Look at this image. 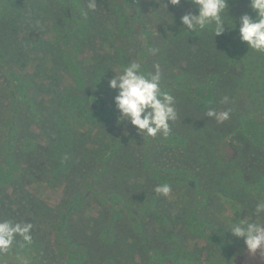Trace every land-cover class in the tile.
Returning <instances> with one entry per match:
<instances>
[{
    "label": "rangeland",
    "instance_id": "obj_1",
    "mask_svg": "<svg viewBox=\"0 0 264 264\" xmlns=\"http://www.w3.org/2000/svg\"><path fill=\"white\" fill-rule=\"evenodd\" d=\"M1 1L13 10L6 14L0 3V51L6 55L0 62L3 68L0 71V91L5 89L0 93V122L4 123L9 113L10 88H16L21 82L27 88L23 91L28 95L30 105L17 94L23 101L21 119L25 134L22 137L26 138V142H19L18 147L22 146V150L18 152L27 159L34 173H23L21 178H15L10 188L0 195L5 198L0 203V222H3V212L5 214L8 208L17 219L33 216L27 195L35 199L39 196L45 211L42 212L43 218L36 217L35 221L33 217L36 248L30 247L22 254L1 251L0 264H24L25 260L30 261L28 264H63L73 252L80 251L71 248L68 252L74 244L86 247L94 264L105 263L107 258L116 264H161L154 256L155 249L168 253L174 245L179 255L193 254L201 261L221 259L222 253L226 252L222 249L225 238L233 236L227 231L229 225L219 218L220 212L224 215L225 208L210 192V188L216 187L214 181L219 178L211 176L209 169L211 161L217 160L219 167L233 170L232 177L223 175L230 185H237L240 181L241 187L242 184L248 185L251 194L256 191L260 177L259 174L256 178V170L264 173V129L259 117L256 118L259 112L264 119V53L248 50L229 25L225 28L232 32L230 37L226 35L227 30L222 35L226 36L230 49L234 48L235 41L239 42L241 45L237 50L217 58L218 43L211 39L202 45L199 36L193 56L184 55L175 49V44L166 45L164 35L168 33L164 30L175 26L186 13H194L193 4L188 0H180L178 5L170 4L169 0H142L146 37L153 45L150 48L148 44L146 68L152 72L158 66L163 91L171 93L168 89L174 85L177 116L169 122L166 136L160 133L155 137L139 136L130 125H117L119 114L113 103L116 92L108 87V80L119 74L121 68L118 64L142 46L134 37V17L126 20V29L119 32L118 19L110 10L115 7L109 0H104L109 6L96 0L93 11L96 16L90 21L86 34L78 36L65 22L58 0ZM80 1L87 4V0ZM226 11L238 25L240 16H255L249 0H228ZM54 27L59 28L61 35H55ZM196 31L200 34L202 30ZM237 51L244 62L229 67ZM122 56L123 60H120ZM195 59L202 63L197 62V69L192 68ZM227 67L230 75L239 77L235 83L223 72ZM183 75L190 77L187 87L195 89L193 98L202 103L196 105V112L190 106L192 103L184 105L185 101L190 103V96L182 98L186 91V85L181 81ZM12 77L15 78L13 86ZM79 79L83 80V86H78ZM95 82L99 90L95 88ZM62 91H73L78 97L86 95L88 106L92 104L90 111L95 120L86 122L91 125L86 130L91 131V136L79 153L80 157L85 154L83 163L78 166L80 171L68 176H53L42 166L49 150L42 131L48 132L56 111L51 101H55ZM209 111L227 112L228 117L219 121L208 117ZM190 121L193 126L189 125ZM49 133L54 132L50 130ZM119 137L122 140L114 156L98 171V180H93L94 191L81 190L84 182L81 177L94 169L100 152ZM256 144L261 146L258 150ZM27 146L35 148L26 151L24 147ZM86 155L91 157L89 164L85 163L88 160ZM202 160L203 163H199ZM206 160L211 161L206 163ZM33 180L42 186L32 185ZM190 180L192 188L189 187ZM161 184L171 186L169 196L155 193L154 189ZM121 191L123 199L132 203V207L128 211H119L120 218L111 224L104 219L112 217L111 205L103 198L109 200L110 195ZM81 192L84 200L76 210L69 211L63 232L56 233L67 199ZM112 198L113 204L122 209V204L114 196ZM248 200L245 198L243 203L253 208L254 204ZM128 213L132 224L126 219ZM158 220L160 224H157ZM108 226L112 227V234L104 239L103 229ZM59 235L63 239H58ZM250 256L246 253L242 259L250 262ZM82 264L93 263L85 260Z\"/></svg>",
    "mask_w": 264,
    "mask_h": 264
},
{
    "label": "trees",
    "instance_id": "obj_2",
    "mask_svg": "<svg viewBox=\"0 0 264 264\" xmlns=\"http://www.w3.org/2000/svg\"><path fill=\"white\" fill-rule=\"evenodd\" d=\"M191 2V0H188ZM229 1H236V0H229ZM105 4L107 3L104 0H99V3ZM0 3L3 7V12H12L13 8L9 5H5L6 3H3V1L0 0ZM109 3L111 6H114L115 9H110L111 12L115 15V17L118 19L117 29L119 32H123V30L126 29L125 21L134 17V20L136 21L133 23L135 34L134 37L139 40V42L142 44L140 49L135 54H128L127 59L123 62H120L118 65L122 69L124 66H126L131 61H138L141 63L142 71L145 73H150L148 68V62L146 61V53L150 48H153L152 44H149L148 37H146L147 33L145 31V18L143 15L142 10V0H109ZM57 4L61 7V13H63L64 17L66 18L65 22L69 23L71 25V31H73V34H76L78 36H82L86 34L88 31L90 21L94 19L96 16L95 13L87 8V4L81 2L80 0H58ZM228 4V0H227ZM108 5V3H107ZM109 6V5H108ZM194 6V5H193ZM195 8V7H194ZM68 12V14H67ZM87 12V15H84L83 13ZM196 14V9L194 10V13ZM232 17V16H231ZM228 15V12L226 11V17H225V23L227 26H231L232 23L236 25L235 30L233 31L234 34L236 32L238 33L239 25L235 23L232 18ZM109 18V17H108ZM107 18V19H108ZM55 26V24H54ZM226 27V26H225ZM55 35H61V31H59L58 27H54ZM225 30H227L225 28ZM228 35L230 37L231 31L227 30ZM164 32H167L168 34L164 35L165 43L166 45H169L170 47L173 45L175 49L179 50L182 54L192 57V51L195 47H197L198 37L200 40V43L202 45H206L211 41V39L215 40L218 43V49L217 50V58L219 56L223 57V55H227L229 53H232L234 50H237L240 47V43L235 41L234 48L230 49L229 43L225 40L226 36L220 35V36H214V33L211 29L208 30H202L200 34H197V31L188 32L187 29L184 28V26L181 24V21H178L175 26L172 28L170 27L169 30H164ZM166 36V37H165ZM60 37V36H59ZM132 37V35H131ZM216 37L220 38L217 39ZM57 42V41H55ZM64 43V40H63ZM149 44V45H148ZM227 49V50H226ZM230 49V50H228ZM237 51L232 64L229 67H232L233 65H237L238 62H241L243 64L244 59L238 54ZM134 56V57H133ZM204 56V53H203ZM202 56V57H203ZM6 57L4 54V51H0V62ZM200 57L199 59H201ZM258 57H256L257 59ZM153 60H155V57H152ZM156 59H158V56H156ZM199 59H195L194 65L192 66L193 69H197L196 66L198 65L197 62L201 61ZM120 60H123V56L120 58ZM205 61H209V59H206ZM202 64V63H201ZM147 65V68H146ZM224 70L223 72L226 74L228 79L233 78L234 83L236 82L237 78L234 75H230L228 73V68ZM151 68V66H150ZM200 68V67H199ZM2 67L0 66V71H2ZM192 71L194 72V70ZM211 69V68H210ZM155 70L153 69L152 72ZM222 71V70H221ZM216 73V72H215ZM215 73H211V75H215ZM174 77V76H173ZM182 83H185V93L183 94L182 98H185L184 96H190V103L189 101H185V106L192 103L193 111L196 112V105L202 104L198 99L193 98L195 89L193 87H187L188 84V78L187 75H183L181 77ZM18 81V80H17ZM20 81V79H19ZM18 81V82H19ZM163 81V79H162ZM170 81V78H169ZM15 82V78L12 77L11 79V85L13 86V83ZM173 82V81H171ZM83 80L79 79L78 86H83ZM100 80L98 81V85L100 88ZM95 82V88L98 89V85ZM174 85H171L168 89L170 91L172 96H174L173 93L176 92V90L173 89ZM234 87V85H232ZM27 88L19 82L18 86L15 88H10L11 92V103L9 104V113L4 120V123L0 122V195L4 194L9 186L11 185V181L15 178H21L23 173L25 175L32 174L34 171L32 170V167L28 165V161L26 158L19 155V150H22V146L18 147L19 142H26V138L22 137L24 129L23 120L21 119V109L23 105V101L19 100L17 97V94L24 97V102L30 105V99L28 95L24 94L23 90H26ZM5 89H1L0 93H3ZM180 93V92H179ZM73 91L68 92H60V96L55 100L51 101V105L56 110L53 112V117L51 119L50 123V129L48 128L47 131H42V133L45 135L47 139V143L49 145V150L47 149V152L44 157V162L42 164L43 167H45V171L49 170L51 171V174L54 176H59L61 174H66L68 176L69 174H74L75 172L80 171L78 169V166L83 163V160L85 158V154L83 156H79V153L82 150L83 144L87 143L88 137L91 136V131L87 132V128H90V126L87 125V121L95 120L93 119L94 114L90 111V108L92 109V104L89 103L86 100V95L84 97H78L75 95ZM182 96V93H180ZM19 100V101H18ZM188 102V103H187ZM206 101L205 103H207ZM264 105V102H262ZM237 106V101L234 103ZM11 106V107H10ZM204 106V105H202ZM258 106V101L256 100V107ZM198 110V109H197ZM28 112V110H26ZM31 112V111H30ZM29 112V113H30ZM260 119L262 125V129H264V119L260 116V113H256V118ZM189 125H192V121H190ZM198 125V124H197ZM193 126V125H192ZM199 126V125H198ZM235 128L238 131V126L235 124ZM52 130L54 133H49V131ZM87 132V133H86ZM257 136V134H256ZM244 138L246 140V136L244 135ZM122 140V138H117L113 140L107 147L104 148L103 151L100 152L99 157L96 159V166L91 171L89 170L88 174L84 177H81V179L84 180L82 189L85 191H94L95 186H93V180H98V171L101 170V168L104 167L105 162H107L108 159H111L114 156V153L119 147V142ZM258 147V148H257ZM261 146L256 144V150H258ZM33 147H24L26 151L34 149ZM263 149V148H261ZM260 149V150H261ZM37 150H35L36 152ZM87 156V155H86ZM262 157L264 158V150L262 151ZM88 160L85 162L89 164L92 160L91 157L87 156ZM195 163L198 162V159L195 158ZM211 160H206V163H208ZM218 161L214 160L211 161V168L209 169L212 174L211 176L219 178L218 180L214 181L215 188L211 189L210 192L211 195L215 198H217V201L222 203L221 205L224 206L225 212L224 215L223 212H220V220L227 225L230 224L232 218L233 221L244 219L245 217L252 216V213L254 212L255 206L258 202L264 201V173L260 170H256V178L259 176L258 179L259 182H257L256 191H253L251 194L248 190V185L240 186V181L237 185H230V182L226 180L225 178L227 176H231L230 169H224L223 167L218 166ZM199 163H203L202 161H199ZM189 165V163H188ZM208 165V164H207ZM72 166V167H71ZM75 166H77L75 168ZM81 168V167H79ZM209 168V165H208ZM183 170V166L181 167ZM214 173V174H213ZM224 174H227L225 178L223 177ZM32 185L37 186L40 188L42 186L41 183L36 182L35 180L31 181ZM122 185L120 188L122 189ZM189 187H193V182L190 180ZM124 188V187H123ZM114 199L122 204V209L120 207H116L113 203V197ZM29 197V205L30 207H33L32 214L33 216L28 215L30 218L23 219L22 217L17 219L14 215V213L11 211L10 208L5 211V214L3 212V221H11L13 223H27L31 224L32 227L30 229L29 235L31 236L30 242H25L22 237L17 236L13 242L12 248L10 247L7 251L17 254H22L24 251L29 250L31 247L32 249L36 248V235L34 231V222L36 221V217H42L43 218V211H45L44 203L40 200L41 198L36 197L30 198V195H27ZM69 197V196H68ZM84 196L82 195V192L79 195L70 196L67 199V202L65 203V208L62 212V215L59 218V222L56 226V233H62L64 226L66 225L67 221V215L69 214V211L72 209H75L79 207L78 205L81 204V202L84 200ZM109 200L104 197V201L108 203V205H111L112 210V217L111 218H104L105 220H108L111 222V224L117 220L119 217V211H128L132 207V203L127 202L125 199H123L122 191L117 192L116 195L112 194L109 197ZM245 198H248V201H251L252 204H254L253 208L246 207L245 203H243V200ZM5 199L0 197V203ZM27 199V198H26ZM70 199V201H69ZM2 200V201H1ZM69 201V202H68ZM246 202V201H245ZM149 204V203H148ZM220 205V206H221ZM218 206V207H220ZM151 207V203L149 205ZM43 212V213H42ZM223 216V217H222ZM33 217L34 220L33 221ZM120 218V217H119ZM134 218V217H133ZM253 219H256L258 222H264V215H261L260 217H252ZM126 219L130 224L133 223L131 215L128 213L126 214ZM164 220V219H160ZM160 220L156 221L157 224H160ZM166 220V219H165ZM137 223V222H136ZM138 224V223H137ZM36 226V225H35ZM137 228V227H135ZM104 231V239L109 236L110 238L112 234V227L108 226L103 229ZM100 235V234H99ZM61 239L60 235L58 236V239ZM63 239V238H62ZM224 242V248L226 252L222 253L223 257L219 259L218 261H212V260H206L201 261L198 257H196L193 254H185L182 253L181 255L178 254L177 249L173 248L168 251V253H165L163 251H158V249H155V255L159 258V261L161 264H264V250L258 251L256 254L250 256V262L244 261L242 259V256L246 253L249 254L244 246L243 239H237L235 237L233 238H225ZM65 243V242H64ZM109 243V242H106ZM105 243V244H106ZM62 244V243H61ZM71 246V245H69ZM84 247V246H82ZM79 245H72L69 247V250L71 248L80 249V251L73 252V256H70L66 259V261L63 264H82L86 261L93 263L94 262L89 258L90 257V251L84 247L82 248ZM12 250V251H11ZM102 251V249H101ZM100 251V252H101ZM1 252V251H0ZM5 252V251H3ZM7 254V253H6ZM104 256H107V254H101ZM77 257V258H76ZM20 258V257H18ZM241 258V259H240ZM80 261V262H79ZM30 261H24V264H28ZM98 264V263H97ZM100 264V263H99ZM101 264H116L114 260H111L107 258L105 263Z\"/></svg>",
    "mask_w": 264,
    "mask_h": 264
},
{
    "label": "clouds",
    "instance_id": "obj_3",
    "mask_svg": "<svg viewBox=\"0 0 264 264\" xmlns=\"http://www.w3.org/2000/svg\"><path fill=\"white\" fill-rule=\"evenodd\" d=\"M172 5H178L180 0H169ZM196 14L186 13L181 17V24L188 32L211 29L214 36H220L225 31L227 0H191ZM249 5L255 13L254 17L244 14L239 17V41L257 53H264V0H249ZM165 7V6H164ZM87 8L96 9V0H87ZM87 15V12L83 13ZM228 27V26H227ZM236 25L232 23V28ZM108 87L116 92L113 97L115 109L118 112L117 125L128 124L135 128L140 136L155 137L158 133L166 136L169 132V122L176 119L174 97L161 88V74L157 66L155 72L145 73L141 63L131 61L119 74L108 80ZM208 117L222 121L228 113L209 111ZM155 193L169 196L171 186L161 184L154 189ZM264 215V201L258 202L252 216L235 220L229 224L228 232L237 239H243L246 251L254 255L264 250V222H258L252 217ZM31 224L0 222V251L8 250L17 236L25 242H30Z\"/></svg>",
    "mask_w": 264,
    "mask_h": 264
}]
</instances>
